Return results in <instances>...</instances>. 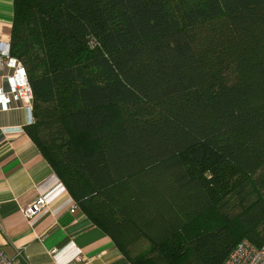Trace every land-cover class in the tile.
<instances>
[{"label":"trees","instance_id":"1","mask_svg":"<svg viewBox=\"0 0 264 264\" xmlns=\"http://www.w3.org/2000/svg\"><path fill=\"white\" fill-rule=\"evenodd\" d=\"M10 41L28 135L130 264L264 247V0H14Z\"/></svg>","mask_w":264,"mask_h":264},{"label":"crops","instance_id":"2","mask_svg":"<svg viewBox=\"0 0 264 264\" xmlns=\"http://www.w3.org/2000/svg\"><path fill=\"white\" fill-rule=\"evenodd\" d=\"M13 21L14 0H0V40L11 39ZM28 119L20 105L0 112V245L7 258L16 264H130L80 209L71 213L65 206L34 224L23 214L37 187L55 174L26 131Z\"/></svg>","mask_w":264,"mask_h":264},{"label":"built area","instance_id":"3","mask_svg":"<svg viewBox=\"0 0 264 264\" xmlns=\"http://www.w3.org/2000/svg\"><path fill=\"white\" fill-rule=\"evenodd\" d=\"M95 46V41H91ZM0 112H6L20 105L28 115V124L34 123L33 94L28 76L22 63L11 55V41L0 40ZM37 197L23 207L22 211L31 224L50 211L56 213L65 206L75 213L79 207L69 194L64 183L54 174L37 187ZM62 201V202H61ZM61 202L54 210L51 206ZM78 254L79 251H76ZM78 257V256H77ZM0 264H16L7 258L0 245ZM224 264H264V247L257 248L248 240L240 241Z\"/></svg>","mask_w":264,"mask_h":264},{"label":"rangeland","instance_id":"4","mask_svg":"<svg viewBox=\"0 0 264 264\" xmlns=\"http://www.w3.org/2000/svg\"><path fill=\"white\" fill-rule=\"evenodd\" d=\"M212 218H213V219H212ZM217 224H218V217H217V215L213 214V215L211 216V220H210L209 222H207V223L199 222V223H197V227H198L199 229H203V228L206 227V226L214 227V226H216Z\"/></svg>","mask_w":264,"mask_h":264}]
</instances>
